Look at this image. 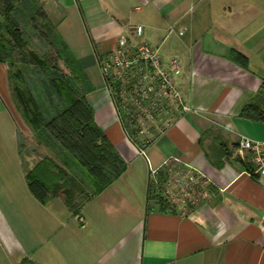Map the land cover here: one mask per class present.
Listing matches in <instances>:
<instances>
[{
    "label": "crops",
    "instance_id": "1",
    "mask_svg": "<svg viewBox=\"0 0 264 264\" xmlns=\"http://www.w3.org/2000/svg\"><path fill=\"white\" fill-rule=\"evenodd\" d=\"M42 1L86 72L96 123L127 170L79 215L61 198L42 203L27 180L32 159L0 94V264H264V176L235 156L218 168L203 140L215 127L232 142H264V122L241 115L264 80V0ZM138 24L165 60H181L176 84L191 108L153 138L145 156L120 124L98 62ZM234 50L248 57L247 66ZM8 70L0 62L10 97ZM178 165L217 194L187 210L161 211L148 198L152 173Z\"/></svg>",
    "mask_w": 264,
    "mask_h": 264
},
{
    "label": "trees",
    "instance_id": "2",
    "mask_svg": "<svg viewBox=\"0 0 264 264\" xmlns=\"http://www.w3.org/2000/svg\"><path fill=\"white\" fill-rule=\"evenodd\" d=\"M20 9L29 10V19L36 30L42 33L41 36L47 37L54 48L52 53L36 54L35 66L36 72L41 71L45 75L61 99L57 107L52 105V117L49 120L44 119L42 114L30 117V112H27V119L36 127L40 142L52 149L62 162L58 163L51 156L45 157L28 173V184L42 203L61 198L74 214L79 215L88 201L104 192L125 173L127 163L96 123L94 110L87 97L91 87L86 72L48 17L44 5L37 0L36 4L34 0H0V13L10 22L9 33L21 40L22 32L10 19L11 13ZM1 31L0 22V62L9 67L11 89L23 93L20 85H25L24 74L13 70L19 61L27 64L29 60L24 58L13 41L4 32L1 34ZM233 58L244 66L249 63L248 57L239 51H233ZM29 100H36L31 93ZM241 115L253 121L264 122V80L259 92ZM226 146L225 142H221L220 148L213 151V155L208 152L211 162L218 168L223 167L224 158L232 156ZM243 162L249 171L255 172L253 162ZM168 173L164 169L159 170L160 184L155 187L150 180L149 202L151 204L152 193L155 191L161 211L168 209L163 195V185L167 183ZM21 264L37 263L27 258Z\"/></svg>",
    "mask_w": 264,
    "mask_h": 264
},
{
    "label": "built area",
    "instance_id": "3",
    "mask_svg": "<svg viewBox=\"0 0 264 264\" xmlns=\"http://www.w3.org/2000/svg\"><path fill=\"white\" fill-rule=\"evenodd\" d=\"M144 32L142 24L132 26L129 34L119 36L115 48L100 56L98 62L117 118L145 156L153 138L164 134L180 112L191 108L176 84V77L184 69L181 60L177 56L165 60L159 48L143 39ZM240 145L242 156L247 151L256 154V170L264 176V142L243 138ZM152 181L160 184L159 170L152 173ZM205 197L210 199L211 194Z\"/></svg>",
    "mask_w": 264,
    "mask_h": 264
},
{
    "label": "rangeland",
    "instance_id": "4",
    "mask_svg": "<svg viewBox=\"0 0 264 264\" xmlns=\"http://www.w3.org/2000/svg\"><path fill=\"white\" fill-rule=\"evenodd\" d=\"M37 1L43 4L42 0ZM34 3L36 4V0H34ZM20 10L13 11L10 15V19L11 23L16 25V27L22 32L21 40L20 38L17 39L16 35H14L13 33H9V19L3 17L1 13L0 22L2 28L1 34L4 32V34L13 41L12 43L18 47L17 50H19V52L24 55V58H27L29 60V63L27 64L19 61L17 67L13 70V72L20 71L24 74L25 85H20L23 93L17 92L16 90H14V88H12L10 90L11 93H9L10 97L6 95L4 89L0 85V94L2 99H5L4 101H6H3V103H6V107L8 108V110H10L14 117L17 131L18 133H20V136L22 138V150L24 154L28 156V158L30 157L32 159L30 163L31 171L41 160H43L47 156L53 157L60 164L62 162L52 149L47 147L45 143L40 142L36 133V127L32 125L27 119V112H30V117L38 116L37 114H42V117L44 119L49 120L52 117V105L54 104V106L57 107V105L60 104L61 99L52 89L45 75L41 73V71L36 72L35 66L36 54L42 55L46 53H52L54 52V48L48 42V38L41 36L42 33L36 30L35 25H33L31 20L29 19V10ZM196 12H198V10H196ZM194 13L193 11H191L190 15L193 16ZM23 38L25 40H23ZM26 88L28 89L27 91L25 90ZM29 93H31L36 100H29ZM11 141L12 137L10 136V141L8 143H11ZM221 142H225L227 144V150L231 151V155L235 156L236 159L239 160L242 158L246 162H253L255 168H257L255 163L256 154L247 151L242 156L239 153V149L241 147L239 141H230L227 135L220 132L215 127H210L208 128V130H206L204 134V145L207 148L208 152L213 155V151L220 148ZM0 144H2V141L0 142ZM0 157L2 156L0 155ZM2 160L3 158L0 159V162ZM164 170L165 172H169L167 183L163 188V195L165 196L168 208H170L171 205H174L178 207H184L187 210L203 201L208 200L209 197H205V194H211V196H213V194H217L216 190L212 188L210 182L206 181L203 177L198 176L196 173L191 172L182 166H172L170 167V169ZM12 171L16 176V171ZM193 174L196 175L194 179L192 178ZM72 179H70L71 182H73ZM156 185L157 184L154 183V187ZM156 194L157 193L155 191L152 193L151 204L152 206L154 205L159 207Z\"/></svg>",
    "mask_w": 264,
    "mask_h": 264
}]
</instances>
